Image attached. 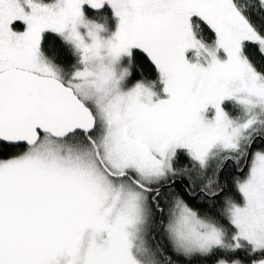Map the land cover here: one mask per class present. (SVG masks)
I'll return each instance as SVG.
<instances>
[{
  "label": "snow or ice",
  "instance_id": "1",
  "mask_svg": "<svg viewBox=\"0 0 264 264\" xmlns=\"http://www.w3.org/2000/svg\"><path fill=\"white\" fill-rule=\"evenodd\" d=\"M253 15L264 0H0V264H264Z\"/></svg>",
  "mask_w": 264,
  "mask_h": 264
},
{
  "label": "trees",
  "instance_id": "2",
  "mask_svg": "<svg viewBox=\"0 0 264 264\" xmlns=\"http://www.w3.org/2000/svg\"><path fill=\"white\" fill-rule=\"evenodd\" d=\"M108 14L111 17V10H108ZM100 22H103V14H98ZM253 22L257 24L262 32H264V22H261L255 15L252 16ZM197 22L201 25V29L198 30L199 34L208 42H211L215 38V33L206 25L203 21L198 20ZM117 21L114 17H111L110 24L112 28H115ZM69 45H67L62 38L56 36L53 33H45V38L42 44V49L45 55L53 59L56 63H61L67 55ZM259 46L255 43L246 42L244 51L248 55L249 59L253 63L257 64L262 70H264V56H261ZM144 63L146 65V71L150 78H156L158 73L155 70V66L151 64V61L143 56ZM229 111H233L232 103L229 102L225 105Z\"/></svg>",
  "mask_w": 264,
  "mask_h": 264
}]
</instances>
